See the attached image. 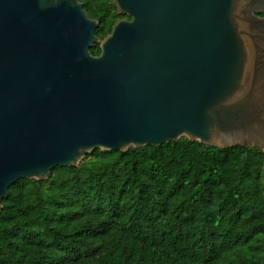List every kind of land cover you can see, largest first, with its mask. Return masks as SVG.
<instances>
[{"label": "water", "instance_id": "95a60500", "mask_svg": "<svg viewBox=\"0 0 264 264\" xmlns=\"http://www.w3.org/2000/svg\"><path fill=\"white\" fill-rule=\"evenodd\" d=\"M112 4L127 17L100 39L78 0H0V209L95 148L264 151V0Z\"/></svg>", "mask_w": 264, "mask_h": 264}, {"label": "trees", "instance_id": "16d2710c", "mask_svg": "<svg viewBox=\"0 0 264 264\" xmlns=\"http://www.w3.org/2000/svg\"><path fill=\"white\" fill-rule=\"evenodd\" d=\"M78 1L100 39L127 17L112 0ZM263 168L259 148L185 137L95 148L8 187L0 264H264Z\"/></svg>", "mask_w": 264, "mask_h": 264}, {"label": "rangeland", "instance_id": "374dc122", "mask_svg": "<svg viewBox=\"0 0 264 264\" xmlns=\"http://www.w3.org/2000/svg\"><path fill=\"white\" fill-rule=\"evenodd\" d=\"M262 179L264 180V168L262 170Z\"/></svg>", "mask_w": 264, "mask_h": 264}, {"label": "flooded vegetation", "instance_id": "af4514ba", "mask_svg": "<svg viewBox=\"0 0 264 264\" xmlns=\"http://www.w3.org/2000/svg\"><path fill=\"white\" fill-rule=\"evenodd\" d=\"M258 15H259V16H264V13H260V12H259Z\"/></svg>", "mask_w": 264, "mask_h": 264}]
</instances>
